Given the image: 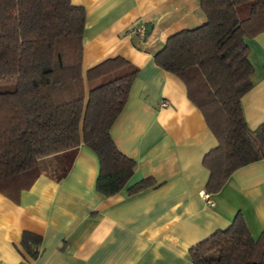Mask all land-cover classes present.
Here are the masks:
<instances>
[{
	"label": "crops",
	"instance_id": "obj_1",
	"mask_svg": "<svg viewBox=\"0 0 264 264\" xmlns=\"http://www.w3.org/2000/svg\"><path fill=\"white\" fill-rule=\"evenodd\" d=\"M71 2L86 11L84 72L115 57L139 69L111 127L136 170L121 192L106 197L96 190L100 164L87 146L40 159L41 174L18 200L0 194V264H193L190 248L227 229L239 213L258 239L264 159L237 169L220 191L208 193L203 158L218 140L184 82L154 59L171 35L205 22L200 0ZM142 23L145 40L132 33ZM247 41L253 87L242 103L255 129L264 122V32ZM148 177L153 186L129 193ZM24 232L41 237L36 257L22 245Z\"/></svg>",
	"mask_w": 264,
	"mask_h": 264
},
{
	"label": "trees",
	"instance_id": "obj_2",
	"mask_svg": "<svg viewBox=\"0 0 264 264\" xmlns=\"http://www.w3.org/2000/svg\"><path fill=\"white\" fill-rule=\"evenodd\" d=\"M205 22L171 35L155 63L178 76L218 145L203 158L208 193L237 169L264 159V122L252 129L242 99L252 89L248 39L264 32V0H200ZM86 11L71 0H0V194L18 200L41 174L42 158L90 148L100 171L96 190L121 192L137 163L116 146L111 127L139 69L123 57L83 70ZM154 185L151 177L128 188ZM41 237L24 232L38 254ZM193 264H264V230L254 239L241 213L189 250Z\"/></svg>",
	"mask_w": 264,
	"mask_h": 264
},
{
	"label": "built area",
	"instance_id": "obj_3",
	"mask_svg": "<svg viewBox=\"0 0 264 264\" xmlns=\"http://www.w3.org/2000/svg\"><path fill=\"white\" fill-rule=\"evenodd\" d=\"M147 27L145 23L140 24L138 27H136L132 33L136 34L140 40H145L147 38ZM167 101H163L162 105L166 106ZM204 197L208 200L210 204H214L213 200L211 199L210 195L208 193H204ZM5 264V263H3Z\"/></svg>",
	"mask_w": 264,
	"mask_h": 264
},
{
	"label": "rangeland",
	"instance_id": "obj_4",
	"mask_svg": "<svg viewBox=\"0 0 264 264\" xmlns=\"http://www.w3.org/2000/svg\"><path fill=\"white\" fill-rule=\"evenodd\" d=\"M14 89V83L12 82H0V91H10Z\"/></svg>",
	"mask_w": 264,
	"mask_h": 264
}]
</instances>
